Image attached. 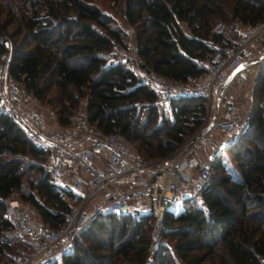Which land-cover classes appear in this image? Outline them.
Segmentation results:
<instances>
[{
	"label": "trees",
	"instance_id": "16d2710c",
	"mask_svg": "<svg viewBox=\"0 0 264 264\" xmlns=\"http://www.w3.org/2000/svg\"><path fill=\"white\" fill-rule=\"evenodd\" d=\"M111 6L133 28L137 55L173 80L200 74L204 60L233 42V36L211 30L218 18L239 23L264 18V0H112ZM124 35L111 13L93 0H0V53L10 43L9 71L51 104L60 123H67L72 108L85 98L91 123L123 133L147 158L166 155L202 122L204 102L179 96L163 113L154 91L138 82L127 63L113 64L99 55L114 44L126 49ZM263 76L264 62L249 122L226 149L237 161L239 176L224 174L222 154H217L202 191L204 206L187 200L177 212L165 211L163 231L174 236L171 245L149 251L150 214L99 211L61 254L62 264H264ZM44 158L23 128L0 113V261L24 244L4 215L7 197L30 204L51 226L64 217L50 208L70 209L62 196L68 190L52 180Z\"/></svg>",
	"mask_w": 264,
	"mask_h": 264
},
{
	"label": "built area",
	"instance_id": "2783aa9c",
	"mask_svg": "<svg viewBox=\"0 0 264 264\" xmlns=\"http://www.w3.org/2000/svg\"><path fill=\"white\" fill-rule=\"evenodd\" d=\"M224 28L225 22L219 19L211 30L223 33ZM235 28L233 42L216 50L200 74L183 80L169 79L150 69L133 43L122 48L124 57H130L127 64L138 82L154 91L167 112L170 101L183 95L196 97L205 105L204 118L195 130L170 153L152 158L139 154L123 133L104 131L91 123L85 98L72 108L69 121L60 123L55 110L42 104L9 71L12 48L5 43L0 53V113L18 123L26 137L44 152L52 180L68 190L62 196L70 203L69 210L50 208L64 217L63 222L51 226L34 218L30 204L17 196L7 197L4 215L14 223L16 235L24 243L7 264H51L71 247L80 227L99 211L150 214L151 235L157 239L167 209L202 195L212 177V161L238 139L250 117L236 115L226 100L225 86L246 78L249 59L244 49L264 33V18L238 23ZM99 55L113 64L122 60L110 52ZM260 55L264 56V41ZM240 63L243 67L227 80Z\"/></svg>",
	"mask_w": 264,
	"mask_h": 264
},
{
	"label": "rangeland",
	"instance_id": "374dc122",
	"mask_svg": "<svg viewBox=\"0 0 264 264\" xmlns=\"http://www.w3.org/2000/svg\"><path fill=\"white\" fill-rule=\"evenodd\" d=\"M94 3H97L100 7H102L103 9H105L106 11L110 12L112 17L114 18V21L117 25H119L120 27H122L125 35H124V39L126 40V43H135V39H134V31H133V28H131V26H129L128 24H126L123 20H122V17L121 15L119 14L118 11H115V8H113L111 6V3H112V0H93ZM218 19H221L225 22V28H224V31L223 33L227 36H235V34L237 33V29L235 27H238V23L237 21L235 20H225L223 18H218ZM217 19V20H218ZM264 41V40H263ZM262 41V42H263ZM8 46H10V43H8ZM111 54H113L114 56L117 55L119 58L122 59V61H124L125 63H128L130 61V58L128 57H124L123 55V50L121 47H119L118 44H114V46L112 47V49L109 51ZM259 58L257 59H254L252 60L253 63L255 62V64L253 65L254 66V70L253 68H249L247 69V71H250L252 69V73L251 75L247 76V78H245L241 85H234L233 87H235V93H243L245 96L242 98V101H246V104L247 106L249 107V109H252L253 105H254V94L253 91H254V83L256 82V76H257V72H258V69H259V66L262 65V63L264 62V56L261 55V58L258 60ZM248 74V73H247ZM264 77V76H263ZM259 85V83H258ZM259 89V88H258ZM229 90V89H228ZM53 93V89L51 88L50 90L47 91V94H46V98L47 100H49V95H51ZM241 98V97H240ZM146 101V100H144ZM157 104H158V107L163 109L164 112L163 113H167L168 112L166 111L165 109V103H162V101H160V99L158 98H155L154 100ZM40 102L42 104H45V105H50L51 104L47 101H42L40 100ZM140 101L138 102L137 101V104L140 105ZM52 107V106H51ZM53 108V107H52ZM54 109V108H53ZM248 145H251V142L248 141ZM133 146V144H132ZM134 147V146H133ZM158 157V156H157ZM222 160L224 161V174L225 173H228L230 174V176L232 178H237L239 176L238 174V168H237V161L236 159L230 154L229 151H226V152H223L222 153ZM43 163H44V160H43ZM222 171V172H223ZM220 173V171H219ZM63 180V179H61ZM219 189H222V187H219ZM225 195H227L225 193ZM69 201L71 203H76V202H72V200H70L69 198ZM187 200H185L183 203H178L176 204L175 206H173L171 209L173 212H177L178 210L182 209L184 207V204ZM192 202L198 206H204V201H203V198H202V195L200 197H198L197 199L195 200H192ZM28 204V203H27ZM89 209L91 210L92 207H90V205H88ZM32 210H33V216L34 218L37 217V214H36V210L31 206ZM81 230V227L79 229V231ZM76 237V236H75ZM74 237V238H75ZM149 237H150V241H149V251H151L153 248L157 247L158 245H160L161 243L162 244H165V245H171V243L174 242V236H168V235H165L164 234V231L163 229L161 230V233H160V236L159 238L157 239H154L151 235V226L149 227ZM72 246V245H71ZM150 253L148 255V258L150 257ZM61 257V256H60ZM57 258L54 262L55 264H62V261L61 259ZM0 263L2 264H7L8 262H3V261H0Z\"/></svg>",
	"mask_w": 264,
	"mask_h": 264
},
{
	"label": "crops",
	"instance_id": "0c3cea01",
	"mask_svg": "<svg viewBox=\"0 0 264 264\" xmlns=\"http://www.w3.org/2000/svg\"><path fill=\"white\" fill-rule=\"evenodd\" d=\"M263 40H264V33L255 37L253 40H251L246 45V47L244 49V53H245L246 57L249 59L248 60L249 66H250V68H253V70H254L253 65L255 64V62L253 63V61H250V60L257 59L261 56L260 55V46H261V43ZM207 62H208V60H204L205 65L207 64ZM247 73L248 74H246V78H247V76L251 75L252 69L250 71H248ZM241 83H236V82L232 81L225 86L226 100L234 108L235 113L238 117H241L243 115L250 116L251 109H249V107L247 106L246 101H242V98L245 95L243 93H235V89H234L235 87H233L236 84L241 85ZM36 219L41 220L40 218H37V217H36Z\"/></svg>",
	"mask_w": 264,
	"mask_h": 264
},
{
	"label": "water",
	"instance_id": "95a60500",
	"mask_svg": "<svg viewBox=\"0 0 264 264\" xmlns=\"http://www.w3.org/2000/svg\"><path fill=\"white\" fill-rule=\"evenodd\" d=\"M259 58H261V56L259 57ZM243 67V65L240 63V64H238V65H236L230 72H229V74L227 75V80H229L231 77H232V75L235 73V72H237L238 70H240L241 68Z\"/></svg>",
	"mask_w": 264,
	"mask_h": 264
}]
</instances>
